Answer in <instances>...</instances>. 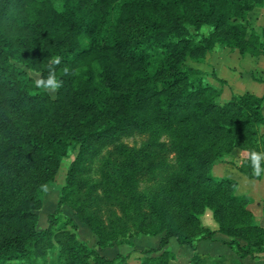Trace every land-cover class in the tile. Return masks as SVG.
I'll return each instance as SVG.
<instances>
[{
	"label": "trees",
	"instance_id": "obj_1",
	"mask_svg": "<svg viewBox=\"0 0 264 264\" xmlns=\"http://www.w3.org/2000/svg\"><path fill=\"white\" fill-rule=\"evenodd\" d=\"M263 5L264 0H0V192L10 198L0 194V264H131L132 253L110 258L73 230L56 232L63 206L100 246L165 233L158 249L139 251L141 264H169L171 253L155 254L171 238L194 250L193 264H241L264 254V227L249 208L251 198L237 194V181L212 176L216 162L237 150L247 153L240 172L262 177L264 96L236 94L220 104L221 92L188 63L204 62L234 32L248 37L234 22ZM207 25L214 27L209 36L201 32ZM249 53L264 55V44ZM34 72L45 81L55 73L62 81L57 98L37 87ZM156 122L171 140H151L139 149L121 142L152 131ZM176 122H193L204 146L175 129ZM108 147L100 179H86V161ZM70 148L78 153L59 207L49 215V228L39 230L45 188L56 181ZM254 153L262 154L259 175ZM171 155L178 169L170 173L161 201L150 203L137 189L138 176L152 174ZM206 209L213 210L218 230L202 225L199 216ZM218 233L228 237L223 242L233 253L204 257L198 244L217 241Z\"/></svg>",
	"mask_w": 264,
	"mask_h": 264
},
{
	"label": "rangeland",
	"instance_id": "obj_2",
	"mask_svg": "<svg viewBox=\"0 0 264 264\" xmlns=\"http://www.w3.org/2000/svg\"><path fill=\"white\" fill-rule=\"evenodd\" d=\"M234 23L244 26L248 37H243L240 32H234L231 37L222 38V40L214 46L213 50L207 54L204 62L188 61L193 68L204 71L206 73V82L221 92L219 98L220 104L228 102L232 96L236 94L252 93L257 96H264V55H253L249 53L253 45L257 46L260 43L264 44V5L257 6L255 10L248 13L246 20L239 18ZM213 31L214 27L207 25L202 28L201 32L209 36ZM257 34L262 36L261 40L255 38ZM251 35L252 38L248 39ZM85 44H87V42H85ZM242 51L245 52L243 53ZM33 74L41 80L37 72ZM48 90L53 98H57L58 93L56 89ZM147 113L148 112H145L144 115H147ZM175 129L186 131L194 143H197L200 147L204 146L202 137L193 122L185 124L176 122ZM261 130L263 132L262 127ZM151 140L169 141L171 140L170 132L164 129L160 122H156L152 131L145 134L123 136L121 142L132 149H139ZM212 140L214 141L213 138L210 139V141ZM109 150V147L104 148L100 155L89 157L85 164L86 172L84 177L86 179L92 181H98L100 179V169ZM77 153V150L70 148L68 153L62 158L56 181L48 184L45 188L43 204L39 211V230L47 229L50 226L49 215L54 214L59 207L62 189L66 185L67 173ZM246 156L247 153L245 151L237 150L230 155L224 156L214 165L212 176L217 180L225 179L226 177H219L221 169L235 170L242 164ZM177 166L178 161L176 155H171L168 157L166 164L156 169L152 174L139 175L137 184L138 191L140 193H145L150 203H159L161 197H164L167 191V179L170 173L178 169ZM223 172L224 171H221V173ZM10 192L15 195L14 198L16 199V191L11 190ZM0 194L5 201H10L9 197H4L6 195L4 191L0 192ZM199 217L204 227L218 230L219 225L215 220L212 209H206ZM54 230L56 232L73 230L82 241L86 242L91 247L96 246L102 255L110 258H114L121 253H132L130 258L131 264H141L144 257L139 251L151 248L158 249L161 245L162 238L165 236V233L156 236L140 234L128 238L129 240L124 243L100 246L97 245V236L78 219L68 206H63L58 213ZM217 235L215 238L220 237H217ZM218 240L221 239L219 238L217 241ZM197 249L201 251L198 250L204 257L214 256L207 253L208 247L206 246H198ZM165 251L172 254L169 264H193L190 262V259L194 250L188 245L180 244L176 238H171L170 244L161 252L155 254V256H159Z\"/></svg>",
	"mask_w": 264,
	"mask_h": 264
},
{
	"label": "crops",
	"instance_id": "obj_3",
	"mask_svg": "<svg viewBox=\"0 0 264 264\" xmlns=\"http://www.w3.org/2000/svg\"><path fill=\"white\" fill-rule=\"evenodd\" d=\"M264 132V124L262 125ZM221 171H224L221 173ZM219 177H226L238 182V195L247 196L251 198L250 209L253 211L256 222L264 227V172L260 179L249 178L238 168L235 170H222ZM220 236V237H218ZM218 241H202L198 246L208 247L207 253L214 255L215 257L222 256L224 254H232L233 250L226 245L223 241H227L228 237L223 234H218ZM199 250V249H198ZM200 251V250H199ZM201 252V251H200ZM204 254V253H203ZM239 263V262H238ZM241 264H264V254L258 258H246L240 260Z\"/></svg>",
	"mask_w": 264,
	"mask_h": 264
},
{
	"label": "clouds",
	"instance_id": "obj_4",
	"mask_svg": "<svg viewBox=\"0 0 264 264\" xmlns=\"http://www.w3.org/2000/svg\"><path fill=\"white\" fill-rule=\"evenodd\" d=\"M55 63H59V59L57 58ZM62 81L58 80L55 76V73H51L47 80H40L37 82V87L45 88V89H58L61 87ZM262 158V154H253V165L255 168V174H260V168H259V161Z\"/></svg>",
	"mask_w": 264,
	"mask_h": 264
}]
</instances>
